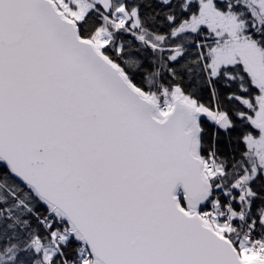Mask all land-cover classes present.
Listing matches in <instances>:
<instances>
[{"label": "snow or ice", "instance_id": "snow-or-ice-1", "mask_svg": "<svg viewBox=\"0 0 264 264\" xmlns=\"http://www.w3.org/2000/svg\"><path fill=\"white\" fill-rule=\"evenodd\" d=\"M0 264H264V0H0Z\"/></svg>", "mask_w": 264, "mask_h": 264}]
</instances>
